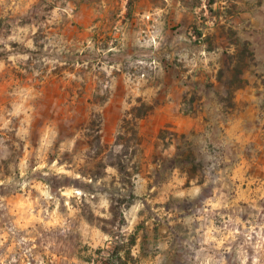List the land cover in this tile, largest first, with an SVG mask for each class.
<instances>
[{"label": "clouds", "instance_id": "clouds-1", "mask_svg": "<svg viewBox=\"0 0 264 264\" xmlns=\"http://www.w3.org/2000/svg\"><path fill=\"white\" fill-rule=\"evenodd\" d=\"M81 6L87 9V0ZM0 7L7 14L19 5L17 0H0ZM97 7L103 9L97 15L116 14L115 31L124 34L122 45L125 40L140 44L147 37L140 44L147 51L134 66L146 64L150 71L137 75L135 81L124 77L126 88L118 90L121 77L113 76L112 68L105 66L102 71L109 79L104 88L109 93L74 108L61 98L62 82L50 84L48 76L29 71L28 55L10 56L11 63L0 61V121L7 122L4 134L7 137L14 131L15 126L8 125L22 115L21 127L29 128L31 136L16 135L25 143L31 138L37 145L29 156L31 171L40 174L43 187L51 194L49 200L35 199L34 211L43 220L32 221L30 232L18 221L0 217V264H23L29 256L38 264H83L77 254L85 245L94 255L97 247L110 249L117 244L122 249L119 264H167L171 240L163 235L157 239L153 229L165 225V217L168 224L180 222L172 217H179L181 210L190 211L207 196L201 191L206 184L197 175L201 167L184 160L189 144L205 139L213 142L222 153V162L230 166L221 178L230 181L224 187L231 191L237 190L230 185L239 178L227 174L233 169L246 171L256 165L264 172V0H100ZM72 9L69 4L67 11ZM72 19L69 15V22ZM242 54L246 59L232 102L225 96L222 108L210 109L200 100L201 96L207 99L204 85L214 82L228 58L235 69ZM125 59L112 67L119 72ZM73 78L80 79L78 75ZM22 95L26 102L21 114ZM241 98L248 101L247 106L239 103ZM113 120L130 122L138 135L115 143ZM48 127L57 132L42 145ZM133 165L143 178V190L135 194L121 187L116 172L122 169L126 174ZM104 173L108 175L99 179ZM112 176L117 181L109 187ZM122 196L129 198L122 200ZM54 205L59 209L58 222L47 223L51 220L48 210ZM127 205H134V213L123 212ZM165 205L169 212H164ZM166 231L160 227L161 233ZM21 233L41 239V251L33 253L34 243L22 247L27 241Z\"/></svg>", "mask_w": 264, "mask_h": 264}, {"label": "rangeland", "instance_id": "rangeland-1", "mask_svg": "<svg viewBox=\"0 0 264 264\" xmlns=\"http://www.w3.org/2000/svg\"><path fill=\"white\" fill-rule=\"evenodd\" d=\"M83 3L84 0H80V3H76V0H17L19 7L15 12L8 11L7 14L3 7H0V49H3L0 51V61L11 63L8 59L10 56L28 55L27 63L31 66L29 71L48 76L50 84L62 82L61 98L74 108L84 102L92 104L102 94L109 93V89L104 88L109 79L107 73L102 71L105 66L112 68L113 76L121 77L118 90L126 88L124 77H132L135 81L137 75L150 71L146 64L134 66L147 51L140 47L147 37L141 40L140 44L125 40L122 45L124 34L117 35L115 31L116 14L109 12L106 17L97 15L103 12V9L97 7L100 0H87V9L81 6ZM69 4L73 5L71 13L67 11ZM58 9L64 11L61 13ZM69 15L73 18L71 22L68 20ZM125 15L128 13L125 12ZM121 58L127 59L121 63L117 72L112 66L114 63H120ZM245 59L246 55L242 54L233 69L232 58H228L225 67H221L216 73L214 82L209 81L204 85L208 88L207 99L201 96V102L207 104L210 109H220L223 98L227 96V102L231 103L234 89L240 86L238 74ZM89 73L91 75H88ZM77 75L79 80L73 78ZM217 85L220 86L218 89ZM25 102L26 97L22 95L21 104L18 106L21 114ZM193 102L195 103V97ZM239 103L247 106L248 101L241 98ZM5 123L7 122L0 121V217L5 221L9 218L16 220L30 232L32 221L43 220V216L37 217L34 211L35 199L43 197L44 200H49L51 194L43 187L44 182L40 179V174L31 171L33 165L29 156L32 148L37 145L31 138L25 143L16 135L19 132L25 137L31 136L29 128L21 127L22 115L14 120L12 125H8H14L15 129L8 133L7 137L3 131ZM84 123L90 126L91 122L85 120ZM111 127L115 132L117 144L125 143V137L135 135L130 122L113 120ZM56 132V128L48 127L41 138V144L46 145ZM184 160L194 168L201 167L197 175L200 176V182L206 184L201 191L207 193V196L205 202L190 211L181 210L179 217H172L180 222L168 224V217H165V225L160 227H166V232L161 233L160 227L153 229L157 233V239L163 235L171 240V255L167 258V264H264V198H261L264 197V172L256 165L246 171L233 169L227 174L239 177L234 185H230L237 190L231 191L230 188L224 187L226 183L230 184V181L222 179L221 173L230 166L222 162V153L209 139L189 144L184 153ZM116 172L121 187L130 188L133 194L143 190V178L140 172L136 171V165L126 174H122V169H116ZM106 175L108 173L98 178L103 180ZM117 176H112L109 187L116 183ZM103 194L104 192H101V195ZM66 196L70 198L71 192ZM93 196L95 197V192ZM128 198L121 197L122 200ZM63 206L61 204V207ZM163 210L170 211L167 205ZM48 211L51 220L47 223L58 222L59 209L54 205ZM123 212L134 213V205H127ZM202 225L205 226L203 232L197 236V231ZM100 231L108 235L103 227ZM189 234L196 239L190 240ZM21 236L27 241V245L22 247H31L34 243L37 247L33 249V253L41 251V239H29L25 233H21ZM88 255L89 246L85 245L77 254V260L87 264L85 257ZM41 259L47 262L48 258L42 256ZM152 259H155L154 255ZM23 264L38 262L29 256L24 259Z\"/></svg>", "mask_w": 264, "mask_h": 264}, {"label": "trees", "instance_id": "trees-1", "mask_svg": "<svg viewBox=\"0 0 264 264\" xmlns=\"http://www.w3.org/2000/svg\"><path fill=\"white\" fill-rule=\"evenodd\" d=\"M134 134L137 135V132L134 131ZM131 243V238L129 240ZM122 251L120 245H115L112 248H101L98 247L93 250L94 255L89 254L85 257L87 264H119L120 256L119 253ZM127 253H125V256Z\"/></svg>", "mask_w": 264, "mask_h": 264}]
</instances>
